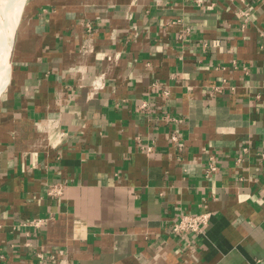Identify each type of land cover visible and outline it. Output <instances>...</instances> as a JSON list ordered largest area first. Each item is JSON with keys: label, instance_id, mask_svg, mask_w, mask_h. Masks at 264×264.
<instances>
[{"label": "crops", "instance_id": "0c3cea01", "mask_svg": "<svg viewBox=\"0 0 264 264\" xmlns=\"http://www.w3.org/2000/svg\"><path fill=\"white\" fill-rule=\"evenodd\" d=\"M0 92V264H264V0H26Z\"/></svg>", "mask_w": 264, "mask_h": 264}, {"label": "built area", "instance_id": "2783aa9c", "mask_svg": "<svg viewBox=\"0 0 264 264\" xmlns=\"http://www.w3.org/2000/svg\"><path fill=\"white\" fill-rule=\"evenodd\" d=\"M202 1V0H200ZM246 1V0H242ZM245 14H248L246 11ZM191 28L189 26H184L181 30L180 37L189 35ZM246 68V67H245ZM224 83H216L211 87L210 94L215 95L217 92H221L224 88ZM154 89H157L162 93L163 96H169V90L162 88L160 83L155 80L152 84ZM140 109L145 111L149 109V105L146 102L140 104ZM177 140V136H173ZM264 157V152L262 153ZM219 170V164L217 158L214 154H210L207 159L206 175L210 176L213 173H216ZM64 183L56 182L51 184L48 188V194L51 196H60L64 191ZM212 217V212L210 210H201L198 212L190 211H180L171 221L169 233L178 238H190L194 241L195 238L204 236L206 234V229L210 224ZM47 219L45 217H33L29 218L25 223L30 227L37 228L46 224ZM189 244V243H188Z\"/></svg>", "mask_w": 264, "mask_h": 264}, {"label": "bare ground", "instance_id": "6f19581e", "mask_svg": "<svg viewBox=\"0 0 264 264\" xmlns=\"http://www.w3.org/2000/svg\"><path fill=\"white\" fill-rule=\"evenodd\" d=\"M25 1L26 0H0L2 4L0 7V60L4 61V63L1 64L0 86H2L4 82L7 83L9 79L13 45Z\"/></svg>", "mask_w": 264, "mask_h": 264}, {"label": "rangeland", "instance_id": "374dc122", "mask_svg": "<svg viewBox=\"0 0 264 264\" xmlns=\"http://www.w3.org/2000/svg\"><path fill=\"white\" fill-rule=\"evenodd\" d=\"M8 36V35H7ZM4 63V61L3 60H0V71L2 70V65L1 64H3Z\"/></svg>", "mask_w": 264, "mask_h": 264}, {"label": "water", "instance_id": "95a60500", "mask_svg": "<svg viewBox=\"0 0 264 264\" xmlns=\"http://www.w3.org/2000/svg\"><path fill=\"white\" fill-rule=\"evenodd\" d=\"M2 6V4L0 3V7Z\"/></svg>", "mask_w": 264, "mask_h": 264}]
</instances>
